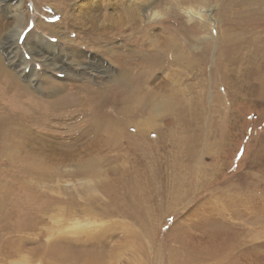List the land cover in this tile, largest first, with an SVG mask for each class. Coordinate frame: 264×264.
I'll list each match as a JSON object with an SVG mask.
<instances>
[{"label":"rangeland","instance_id":"obj_1","mask_svg":"<svg viewBox=\"0 0 264 264\" xmlns=\"http://www.w3.org/2000/svg\"><path fill=\"white\" fill-rule=\"evenodd\" d=\"M86 1L25 0L31 19L17 44L45 88L31 94L100 86L121 71L106 48L126 44L116 50L127 67L134 56L139 99L171 107L115 114L125 123L119 139L52 112L0 139V264H264V61L248 57L264 49V0H91L83 12L125 24L135 5L137 43L129 28L98 46L70 34L79 41L72 61L103 59L111 77L45 69L26 36L40 16L58 23Z\"/></svg>","mask_w":264,"mask_h":264},{"label":"bare ground","instance_id":"obj_2","mask_svg":"<svg viewBox=\"0 0 264 264\" xmlns=\"http://www.w3.org/2000/svg\"><path fill=\"white\" fill-rule=\"evenodd\" d=\"M115 4H118V1L109 2L107 6H114ZM89 6H92L91 0L79 5L82 10L77 11L78 13L73 16H63L58 23L47 22L42 16L36 21V27L26 36L24 45L35 60L43 63L45 69L66 72L71 77L83 79H86L85 75L91 71L101 74L103 78L111 77L109 67L103 59L92 56L84 64L72 61L71 58L76 53L73 49L79 41L73 39L70 34L75 33L83 38L86 35L85 40H89V43L98 46L99 43L108 40L109 37L121 36V31L129 28L131 31L130 37L134 38L132 43L137 41L140 27L138 24L139 11L135 5L132 4L126 7L130 11L126 24L122 20L119 21L120 19L109 20V17L103 16V14L98 17L99 14L96 16L83 12ZM119 6L118 10L122 7ZM97 7L96 11L101 8L100 6ZM25 8V0H0V24L3 22L1 17L9 19L8 23H10L4 32H1L0 29V139L3 141L2 144L10 143L13 134L18 135L29 126L37 124L45 117L47 118L49 112L69 114L70 117L78 116L79 119L81 118L80 121L78 119V123L85 125L89 131L103 135L106 133V135L109 134L119 139L125 123L115 118V114L125 115L135 112L136 114L147 115L150 118V115L154 116L155 113H159V110L170 109V105L160 108L162 102L159 103L158 100L154 99V96L139 99L140 89L134 75L136 72L133 74L129 69L136 66V64L134 65V56L130 57L127 64L129 67H127L124 61V57L127 56L116 50L124 49L126 44L119 45L114 49L106 48L111 52L112 59L118 62L121 71L119 75H112V78H109L107 82H102L100 86H95L91 80H86L81 84H62L53 88L55 86L53 82L55 81L51 76H47L45 78L49 80V86L47 87L53 88V93L50 92L53 97L44 99L33 96L31 88L41 87L42 90L45 88L40 86L41 83H39L37 73L30 68L29 62L25 59L26 57L24 58L20 54L21 48L17 44L19 36L29 25V18L31 19L26 15L28 10ZM147 10L144 14L145 17L152 18L149 8ZM188 12L190 16H195L192 11ZM49 37H57V43L51 41ZM59 42L68 46L62 48ZM139 45L135 49H141ZM254 51H256L255 54L253 52L248 55L249 60H255L259 57L264 61V49H255ZM181 54H183L182 49ZM167 56L169 64L170 62H179V58L168 54ZM181 58L183 59L182 55H180V60ZM72 65L80 67L79 73L73 70ZM21 81L25 82L27 86L23 85ZM262 88H264V82H262ZM110 94L112 95L111 98ZM101 158V155L98 154L91 156L87 161L95 163Z\"/></svg>","mask_w":264,"mask_h":264}]
</instances>
